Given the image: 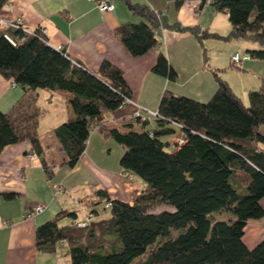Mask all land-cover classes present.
Here are the masks:
<instances>
[{
    "label": "trees",
    "instance_id": "trees-1",
    "mask_svg": "<svg viewBox=\"0 0 264 264\" xmlns=\"http://www.w3.org/2000/svg\"><path fill=\"white\" fill-rule=\"evenodd\" d=\"M7 1L0 0V11ZM124 1L139 19L120 22L115 35L135 56L156 48L151 69L169 80L177 73L161 48L163 28L189 31L200 43L206 38H242L258 44L246 55L264 57V0H200L227 13L226 34L170 20L163 9L146 2ZM183 1L173 0L176 9ZM42 28L0 29V74L25 91L63 93L72 115L53 133L64 151L63 162L74 166L86 148L92 120L124 106L131 88L120 66L104 58L93 71L66 48L50 44ZM203 50L207 57L205 46ZM214 74L217 87L205 100L165 87L152 127L149 116L128 118L123 127L100 125L123 147L119 164L140 177L144 187L132 202L97 187L84 200L88 209L82 219L79 208L61 207L37 224V247L54 251L58 241H66L65 264H133L143 255L140 264H264V236L252 247L243 240L247 220L264 215V133L259 129L264 124V79L248 91L245 103ZM38 115L34 93L11 113L0 108V151L28 139L51 177L53 166L45 159L37 131ZM177 130L184 134L181 144L175 142ZM100 202L108 207L107 215L99 216ZM222 211L233 216L217 218L214 213ZM63 218L68 221L61 223ZM83 219L86 224L77 225Z\"/></svg>",
    "mask_w": 264,
    "mask_h": 264
},
{
    "label": "crops",
    "instance_id": "crops-1",
    "mask_svg": "<svg viewBox=\"0 0 264 264\" xmlns=\"http://www.w3.org/2000/svg\"><path fill=\"white\" fill-rule=\"evenodd\" d=\"M110 1L114 2V8L100 11L94 0H8L0 16L20 18L28 28L43 26L50 44L66 48L72 57L93 71L104 58L117 64L131 88V98L149 110L157 109L165 87L178 94L207 99L217 87L214 71L245 103L248 102V91L258 88L264 79V57L248 56L237 63L231 60L235 52L243 56L248 48L258 47L257 43L242 38H206L200 43L189 31L163 28L161 48L177 73L174 80L167 79L151 69L156 48L135 56L117 38L114 28L124 20H138L139 16L132 13L124 0ZM138 1L163 9L170 20L182 24H199L220 34L230 30L227 13L216 10L209 1L201 4L200 0H184L178 9L173 0ZM203 46L209 52L207 57ZM243 49L245 53L241 52ZM31 93L36 94L39 122L49 119L44 131L38 129V135L45 159L53 166V175L47 176L39 157L29 158L31 143L28 139L7 144L0 151V264H65L69 260L66 241H58L54 251L39 249L35 228L53 217L61 207L81 208L82 214L78 218H84L88 209L84 200L91 197L97 187H105L111 197L129 202L135 199L145 182L124 171L119 157L114 160L111 152L117 141L99 128L100 125L123 127L128 119L125 115L134 106L126 104L95 117L85 150L77 163L69 166L63 162L64 151L53 133L56 125L72 115L66 97L48 89L25 91L0 74L2 110L13 112L17 103ZM149 118L148 126L152 127L154 117ZM259 129L264 133V124ZM8 193L14 196L8 197ZM38 202L46 204L44 209L28 215ZM67 221L63 218L60 222ZM262 236L264 215L248 219L243 233L246 245L254 246Z\"/></svg>",
    "mask_w": 264,
    "mask_h": 264
},
{
    "label": "built area",
    "instance_id": "built-area-1",
    "mask_svg": "<svg viewBox=\"0 0 264 264\" xmlns=\"http://www.w3.org/2000/svg\"><path fill=\"white\" fill-rule=\"evenodd\" d=\"M96 2L97 8L100 11H105V10H112L114 8V2L110 1V0H94ZM0 24H6L8 26H20L22 25L23 29L26 31H31V28H28L26 26H24L22 24V20L20 18H7L4 16H0ZM44 32L45 28H42ZM248 55H243L240 56L238 52H235L232 56H231V60L233 62H239L241 59H245L247 58ZM13 84H15L14 82H12ZM126 104H132L134 106L133 110L128 112L125 116H127L128 118H133L136 116H141L142 118H145L146 116H155L157 114V110H149L141 105H139L137 102H135L131 97H125L124 98V102L123 105ZM184 134L182 132H180L175 139V142L178 144H181L184 141ZM29 156L30 159H37V153L34 151H30L27 154ZM46 206V204L44 202H38L36 203L34 206H32L31 211L28 212V215H31L34 212H39L41 210L44 209V207ZM86 224V220H79L77 222V225L79 226H84Z\"/></svg>",
    "mask_w": 264,
    "mask_h": 264
},
{
    "label": "rangeland",
    "instance_id": "rangeland-1",
    "mask_svg": "<svg viewBox=\"0 0 264 264\" xmlns=\"http://www.w3.org/2000/svg\"><path fill=\"white\" fill-rule=\"evenodd\" d=\"M0 26H6V24H0ZM242 53H245L246 52V50L245 49H243L242 51H241ZM209 53V52H208ZM42 110H43V108H41ZM151 116V115H150ZM23 124H25L23 121H21ZM47 122H49V119H42L40 122H39V115H38V123H37V131H38V129L40 130V131H44V129H46L45 127L48 125V123ZM178 134V130H177V132L175 133V136ZM122 150H123V147H122V145L120 144V143H117V142H115V146L113 147L112 146V152H111V155L114 157V160H117L118 159V157H120V154H121V152H122ZM97 208H98V213H99V216H104V215H107V213H108V207H104V202H100L98 205H97ZM78 214L79 215H81L82 214V210H81V208L79 209V212H78ZM215 214V216L217 217V218H227V217H231V216H233L232 215V213L230 212V211H222V212H215L214 213ZM68 219V218H67ZM145 255H143V256H141V257H139V258H137L134 262H133V264H140V261L142 260V258L144 257Z\"/></svg>",
    "mask_w": 264,
    "mask_h": 264
}]
</instances>
